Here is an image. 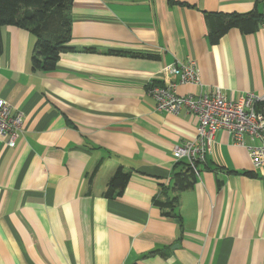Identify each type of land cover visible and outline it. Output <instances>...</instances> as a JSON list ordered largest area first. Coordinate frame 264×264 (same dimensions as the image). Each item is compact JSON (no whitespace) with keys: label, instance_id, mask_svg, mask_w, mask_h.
I'll list each match as a JSON object with an SVG mask.
<instances>
[{"label":"crops","instance_id":"crops-1","mask_svg":"<svg viewBox=\"0 0 264 264\" xmlns=\"http://www.w3.org/2000/svg\"><path fill=\"white\" fill-rule=\"evenodd\" d=\"M176 1L186 5L72 0L73 51L51 73L32 70L29 31L0 29V99L23 119L13 147L0 137V264H264V166L222 129L208 168L177 194L173 149L194 141L198 123L186 108L157 111L149 94L176 80L167 66L193 60L200 84L177 95H263L264 26L211 45L206 16L264 12V0ZM119 167L129 181L106 199ZM175 196L176 218L166 217L154 201Z\"/></svg>","mask_w":264,"mask_h":264},{"label":"built area","instance_id":"built-area-1","mask_svg":"<svg viewBox=\"0 0 264 264\" xmlns=\"http://www.w3.org/2000/svg\"><path fill=\"white\" fill-rule=\"evenodd\" d=\"M164 73L175 81L164 85H149V94L156 103L157 111L179 114L186 108L197 120L194 141L184 142L173 149L175 161L185 160L199 175V167L208 162L215 134L227 130L234 144L246 146L254 167L264 166V114L257 110L264 104V94L248 93L239 100L227 98L218 87L202 94L179 96L177 85L200 84L199 70L195 61L169 65ZM23 131V119L9 103L0 99V137L8 147H13ZM253 142L246 145L245 137Z\"/></svg>","mask_w":264,"mask_h":264},{"label":"trees","instance_id":"trees-1","mask_svg":"<svg viewBox=\"0 0 264 264\" xmlns=\"http://www.w3.org/2000/svg\"><path fill=\"white\" fill-rule=\"evenodd\" d=\"M171 4H184L176 0H169ZM71 3L72 0H0V29L5 26H13L25 29L34 37L35 44L31 57V67L34 72L51 73L57 69L60 56L66 51H73L69 47L71 41ZM209 25L208 40L211 45L218 44L221 39L231 30L238 29L242 34H254L264 26V12L254 10L248 14H219L206 16ZM3 45L0 36V54ZM84 51L95 52L96 49H84ZM111 54L131 55L125 51H110ZM131 53V54H129ZM149 55V54H144ZM264 104H259L257 110L261 111ZM176 166L182 168L174 176L175 192L177 194L193 189L198 174L189 163L177 162ZM208 168V162L202 165ZM200 174V170L198 171ZM249 177L256 176L254 173L246 172ZM129 174L119 167L110 179L104 192L106 199H114L120 196L128 181ZM223 182L219 181V186ZM178 196L162 202L158 199L154 205L165 211L164 215L176 218L175 207Z\"/></svg>","mask_w":264,"mask_h":264},{"label":"water","instance_id":"water-1","mask_svg":"<svg viewBox=\"0 0 264 264\" xmlns=\"http://www.w3.org/2000/svg\"><path fill=\"white\" fill-rule=\"evenodd\" d=\"M261 112L264 114V106L262 107Z\"/></svg>","mask_w":264,"mask_h":264}]
</instances>
